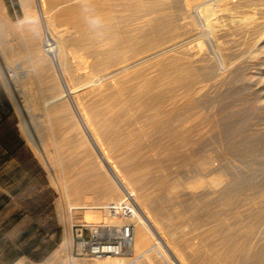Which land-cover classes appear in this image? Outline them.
<instances>
[{
  "label": "bare ground",
  "instance_id": "1",
  "mask_svg": "<svg viewBox=\"0 0 264 264\" xmlns=\"http://www.w3.org/2000/svg\"><path fill=\"white\" fill-rule=\"evenodd\" d=\"M23 3L28 7L24 19L12 24L0 2V55L5 60L16 55L30 67L24 74L32 86L29 107L18 101L27 115L41 112L39 144L54 147L49 167L64 194L65 220L77 204L95 208L127 192L138 208L129 252L140 250L134 256L146 264H192L184 257L192 253L184 254L185 249L196 257L205 250L193 264H264V0ZM89 17H98L100 25L91 27ZM8 28L13 42L6 38ZM232 34L244 36V55L238 52L241 38L238 42ZM43 38L46 49L55 51L56 69L41 47ZM4 67L17 93L16 74ZM129 74L135 93L121 98L128 91L120 85ZM110 87L117 89L110 92ZM130 106H138L136 120L149 125L141 139L130 138L135 132L119 135L117 120L134 113ZM152 134L168 135L167 154L126 153ZM163 142L156 138L142 149L161 150ZM177 151L184 153L176 156ZM174 159L183 161L181 182L163 172ZM185 212L191 214L188 219L194 215L213 222L202 225L200 242L188 248L176 232L180 224L172 223ZM64 234L56 249L62 252L71 241ZM57 252L52 256L57 258ZM129 252L78 264H137L125 256Z\"/></svg>",
  "mask_w": 264,
  "mask_h": 264
},
{
  "label": "rangeland",
  "instance_id": "2",
  "mask_svg": "<svg viewBox=\"0 0 264 264\" xmlns=\"http://www.w3.org/2000/svg\"><path fill=\"white\" fill-rule=\"evenodd\" d=\"M0 2L2 9L6 13V16L9 19L10 23L15 24L18 21L24 19L26 15L25 11L27 12L28 7L25 5V3H23V0H0ZM44 6H45L44 9L48 11L49 5L47 4V2L45 3ZM112 9L120 10L121 7L114 6ZM120 13L121 12L118 13V17L123 18L124 13L121 14L122 17ZM200 23H201V32L203 34H207L208 29L203 26L202 22ZM118 26L123 27L121 23H119ZM41 28L44 34V32L46 31H44L42 25ZM5 34H6V38H8V41L10 42L14 41L11 38L13 36L11 29L8 28ZM236 35L238 34H232L231 38L233 39L237 38V41L241 37L244 38V36L238 35L240 37L238 36L236 37ZM224 38L225 37H222L223 40ZM242 38H241V42H239L240 40L238 41L239 42L238 46L240 45L239 47H241V49L239 48L240 51L238 52L244 55L246 53L247 46L246 44H244L243 42L244 39ZM49 42L53 43V40L49 39ZM45 44H46V39L43 38V40L41 41V47L43 51L47 54V56H49V60L56 69L57 62L55 58L56 57L55 51L48 52L47 50H45ZM17 52L18 50L15 49V53ZM230 53L232 55L233 52ZM16 57L17 56L15 55L12 57L13 59L8 58L10 61L8 64L7 62L8 59L5 60L0 55V264H78L79 261L85 260V258L86 259H92V258L79 257L75 255L73 249L74 243H73L72 225L78 220L86 221L85 217L88 219H96V218L98 219L99 218L98 215L101 216V214L99 211H96L93 208H88L83 204H77L75 205V208L73 207L69 209V219L67 221L63 217L62 214L63 208H65L64 194L62 193L61 188L59 189L60 186H58L59 184H57V180L55 179L49 167L48 157L54 154V150H53L54 147L52 145H49L47 148L46 147L44 148L42 147V145L39 144V140L43 139L41 127L38 126L40 123L39 120L41 119V112L33 111L31 112V115H27L24 109H22V107L24 106L20 105L21 102L18 101L21 99L22 102L29 107V101L27 99L31 97V94L29 92H31L32 90H30L29 88L32 89V86L30 85V83L27 84L28 83L27 77L24 76V74L28 73L30 67L23 64L21 59L18 60L19 57L17 58ZM180 58H181V54H180ZM73 59L74 58L72 57V61ZM1 60H3V62L5 61L4 63L6 64V66L9 67V69L11 70L13 69L12 70L13 72L11 71L12 74H16V76L14 75V78L16 77L15 84L17 85V93L13 91L12 85L9 83L6 74L4 73L5 64ZM163 60L165 63L167 62V58H162L160 61ZM138 73L139 71H135L131 74L135 76L134 74L138 75ZM131 74H129L127 79L125 78L126 80L124 79L120 85V88L121 87L124 88L125 92L128 91L121 98H125L127 94L129 95V93L130 94L135 93L133 92V90H130L129 88L134 81L132 79L134 77L130 78L132 76ZM17 78H18V82H17ZM116 89H117L116 87L115 88L110 87L109 91L114 92ZM130 107L133 108L132 110L134 111V113L123 117V119L125 118V120L120 119V121L122 122L117 120L119 123L118 124L116 123V125H118V128L120 127L119 135L126 136L128 132H135V135L133 136L131 135L130 138L141 139L142 138L140 136L141 132L144 130L145 127H148L149 125L143 126V123L145 122L136 120V116H134L135 112L138 113L140 112V109L139 111H137L138 106H130ZM132 110H130V112H133ZM80 133L81 136L82 134L85 136L82 130H80ZM152 135L143 136V138L146 139V141L138 142L140 145L137 143L138 144L137 146L139 147L136 149V151L129 150L126 153L127 154L129 153L130 155H136L138 157L158 156V155L167 154L165 153L166 150H164V148L169 146L167 139L168 137H166L168 135L165 136L164 135L162 136V134H152ZM156 138H162V140L164 141L163 143H161V148H162L161 150L159 149L154 151H146L142 149L144 147L150 146L152 140ZM125 144L126 141L121 143L119 148L124 147ZM115 153L117 152L115 151L110 152V154H115ZM118 153H122V152L120 151ZM183 153H184L183 151H179V152L177 151L174 152V155L182 156ZM93 154L94 156H96L95 153ZM180 162L183 161L180 159H174L172 161H169V164L167 163V165H165L166 167L163 168V172L167 174V176L169 177L178 178L179 181L184 180V173H185L184 165L183 163L181 164ZM171 164L172 165L174 164L173 165L174 167ZM78 167L79 166L73 167V169H71L70 174L72 173L73 175V176L71 175L72 177L76 176V170L78 169ZM172 170L174 172H171ZM100 172L101 173L105 172V174L108 177H110V174L109 173H108L109 175L107 174V171L103 166H101ZM179 189H181V186ZM178 191L181 192L180 190ZM164 203H165V208H169V205H171L168 201ZM167 203H169V205H167ZM183 205H184V200L180 198L178 201V206L180 207L182 206L181 208H183ZM177 208L178 210L181 209L179 207ZM186 213L187 212L183 214ZM189 215L191 216V214L187 213V215H182L184 218L183 217L174 218L172 220V223L180 224L179 227L181 226V228H177L176 232L177 234L178 232L179 234L181 233L180 236L181 238L179 237V239H181L184 244H186V242H189V244L186 245L187 248L190 245H192V243L194 245V243L198 244V242H200L201 240L200 238L202 235H204V231H205V229H202V225L204 228L205 225L207 226L213 223L212 221L210 223L208 220H204L203 218L198 216L197 219L195 218L196 216L194 215L192 216L194 217V220L191 221L190 219L192 217L188 219ZM180 220L184 221V224H182L183 222H181ZM202 221L204 223H202ZM199 230L202 231L200 232ZM65 232L69 233L71 241L69 245V250H65L64 252H62L61 250H56V249H58V245L62 242V240H64L66 235L64 234ZM191 239L192 242L190 241ZM211 241L216 242V238H213V240L211 239ZM185 250L183 251L184 254L192 253L191 256L192 258L189 257L191 254H187V257L186 255H184V257L186 258V260L187 259H189L190 261L192 260L193 263L195 260L198 261L199 256L203 252H205V250L199 249L202 250V252L201 251H200L201 253L196 252V255L200 253L197 255L198 257L197 258L196 256H194L195 252L193 255V251L188 252ZM54 251H59L56 254L57 256L59 255L57 258H55V256H52V253ZM136 253L139 255L141 252L140 250H137L135 253L129 252L125 256L128 258L129 261L136 259L137 264H146L142 257L135 258L137 255L134 256V254ZM56 259L58 260L56 261ZM59 260L61 261V263L59 262ZM155 264H163V263L156 262ZM195 264H200V263L197 262Z\"/></svg>",
  "mask_w": 264,
  "mask_h": 264
},
{
  "label": "built area",
  "instance_id": "3",
  "mask_svg": "<svg viewBox=\"0 0 264 264\" xmlns=\"http://www.w3.org/2000/svg\"><path fill=\"white\" fill-rule=\"evenodd\" d=\"M48 45L45 44V50ZM101 217L96 221L78 220L73 225L74 253L79 257L104 258L129 252L138 208L132 195L93 208Z\"/></svg>",
  "mask_w": 264,
  "mask_h": 264
},
{
  "label": "clouds",
  "instance_id": "4",
  "mask_svg": "<svg viewBox=\"0 0 264 264\" xmlns=\"http://www.w3.org/2000/svg\"><path fill=\"white\" fill-rule=\"evenodd\" d=\"M88 22L89 25L93 28H97L100 25V20L98 17H89Z\"/></svg>",
  "mask_w": 264,
  "mask_h": 264
}]
</instances>
